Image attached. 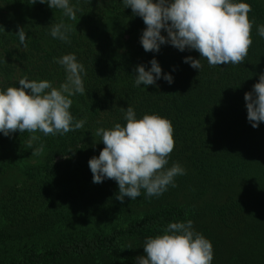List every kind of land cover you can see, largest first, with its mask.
Returning a JSON list of instances; mask_svg holds the SVG:
<instances>
[{"label":"trees","instance_id":"obj_1","mask_svg":"<svg viewBox=\"0 0 264 264\" xmlns=\"http://www.w3.org/2000/svg\"><path fill=\"white\" fill-rule=\"evenodd\" d=\"M242 2L255 22L248 55L241 65L210 67L195 50L165 44L145 52L146 25L122 0H70L75 21L47 4L0 0V90L25 77L59 87L66 74L54 58L65 54L86 70L85 94L71 97L70 108L85 121L82 129L36 133L41 156H31L29 133H0V264H137L147 237L188 220L211 241L212 264H264V122L251 126L244 100L264 73V38L256 30L264 24V0ZM61 21L73 26L70 44L50 35ZM188 56L201 59L202 68L185 63ZM153 58L173 83L161 77L136 87L135 67L147 70ZM128 106L137 119L171 121L168 167L178 162L186 174L159 197L142 190L121 202L114 180L92 182L88 161L104 148L96 129L125 124L121 108Z\"/></svg>","mask_w":264,"mask_h":264},{"label":"clouds","instance_id":"obj_2","mask_svg":"<svg viewBox=\"0 0 264 264\" xmlns=\"http://www.w3.org/2000/svg\"><path fill=\"white\" fill-rule=\"evenodd\" d=\"M47 4L59 9L64 17L75 21L77 9L70 0H31V4ZM124 8H131L135 16L146 25L140 37L145 52L158 53L161 45H171L183 52L195 50L210 67L241 65L253 43L251 32L254 20L249 19L251 5L242 0H122ZM3 29V26H0ZM76 30V28H75ZM162 30L167 35H162ZM257 34L264 38V24L258 25ZM71 24L63 21L50 26V35L67 44L71 43ZM24 37L23 28L18 32ZM65 71V80L54 87L48 80H19V87L0 90V133L11 136L17 131L29 133L27 147L31 156L44 154V145L33 146L40 137L65 135L82 129L85 121L77 120L70 112L71 97L84 95L85 67L75 54L54 58ZM194 69H201V59L184 58ZM151 67L141 64L134 69V85H155L161 77L173 83L170 73H163L153 58ZM247 120L253 128L264 122V73L250 92L244 94ZM124 112L125 124L116 123L111 128H97L104 148L99 156L89 159L93 183L105 179L118 184L115 198L121 202L141 196L159 197L168 187H176L175 177L186 174L178 163L168 167L174 150V128L171 121L156 114H144L137 119L133 107ZM145 255L136 258L137 264H212L214 249L211 241L195 231L193 222H171L162 234L147 237L143 244Z\"/></svg>","mask_w":264,"mask_h":264},{"label":"rangeland","instance_id":"obj_3","mask_svg":"<svg viewBox=\"0 0 264 264\" xmlns=\"http://www.w3.org/2000/svg\"><path fill=\"white\" fill-rule=\"evenodd\" d=\"M34 161H35V159H34Z\"/></svg>","mask_w":264,"mask_h":264}]
</instances>
